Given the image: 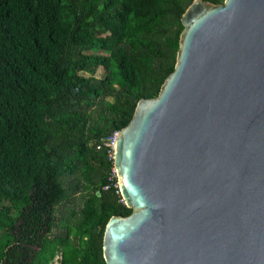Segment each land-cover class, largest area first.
Instances as JSON below:
<instances>
[{
  "label": "trees",
  "instance_id": "trees-1",
  "mask_svg": "<svg viewBox=\"0 0 264 264\" xmlns=\"http://www.w3.org/2000/svg\"><path fill=\"white\" fill-rule=\"evenodd\" d=\"M195 1L0 0V264H22L23 235L32 264H106V226L133 210L98 146L159 95Z\"/></svg>",
  "mask_w": 264,
  "mask_h": 264
},
{
  "label": "water",
  "instance_id": "water-1",
  "mask_svg": "<svg viewBox=\"0 0 264 264\" xmlns=\"http://www.w3.org/2000/svg\"><path fill=\"white\" fill-rule=\"evenodd\" d=\"M182 23L174 72L117 137L133 212L108 222L104 259L264 264V0H196Z\"/></svg>",
  "mask_w": 264,
  "mask_h": 264
},
{
  "label": "flooded vegetation",
  "instance_id": "flooded-vegetation-1",
  "mask_svg": "<svg viewBox=\"0 0 264 264\" xmlns=\"http://www.w3.org/2000/svg\"><path fill=\"white\" fill-rule=\"evenodd\" d=\"M71 207L76 211V212H80V210H81V203L79 202V203H77V204H72L71 205ZM61 213H64V214H68L69 213V211H66L65 212V210H61ZM64 230V229H63ZM54 234H55V232H54ZM20 239H24V241L20 244V247H21V249H23V250H26L27 249V251H28V253H29V255H28V257H27V259H26V262L24 261L22 264H32V261H33V257H34V255H35V251H38L39 250V248H38V246H36L35 244H33L34 242H33V240L32 239H30V238H28V237H26V235H23ZM20 239L17 241V243H20ZM33 243H32V242ZM30 249V250H29ZM31 257V259L28 261V259ZM58 259H59V261H58V264H60V256H58L57 257ZM56 258V259H57ZM28 262V263H27Z\"/></svg>",
  "mask_w": 264,
  "mask_h": 264
},
{
  "label": "built area",
  "instance_id": "built-area-1",
  "mask_svg": "<svg viewBox=\"0 0 264 264\" xmlns=\"http://www.w3.org/2000/svg\"><path fill=\"white\" fill-rule=\"evenodd\" d=\"M119 132H115L112 136L102 139L101 144L98 146V149H102L103 147L108 148V154L110 159L114 161L115 149H116V141ZM113 176L117 177L116 169H113Z\"/></svg>",
  "mask_w": 264,
  "mask_h": 264
},
{
  "label": "rangeland",
  "instance_id": "rangeland-1",
  "mask_svg": "<svg viewBox=\"0 0 264 264\" xmlns=\"http://www.w3.org/2000/svg\"><path fill=\"white\" fill-rule=\"evenodd\" d=\"M99 75V74H98ZM67 185H70V182H68V184ZM82 195H83V193L82 192H80V193H77L75 196L80 200L81 199V197H82ZM80 201H82V200H80ZM69 204V206L71 207V205L73 204L71 201L70 202H68L67 203V205ZM63 207H65V204H63V205H61V206H58V208H57V211H56V216L59 218V216L62 214L61 213V209L63 208ZM56 217V218H57ZM57 218V219H58ZM63 228L61 227V226H58L56 229H55V234L57 235V234H61V233H63ZM58 261H59V259L57 258L55 261H54V264H58Z\"/></svg>",
  "mask_w": 264,
  "mask_h": 264
}]
</instances>
